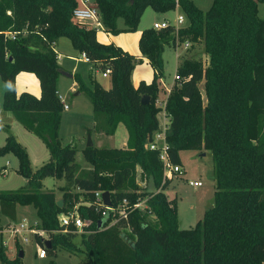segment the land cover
I'll return each mask as SVG.
<instances>
[{"label": "trees", "instance_id": "trees-1", "mask_svg": "<svg viewBox=\"0 0 264 264\" xmlns=\"http://www.w3.org/2000/svg\"><path fill=\"white\" fill-rule=\"evenodd\" d=\"M94 2L104 29L114 35L136 31L149 7L166 13L179 5L187 22L178 30L169 26L142 31L139 48L155 75L151 83L135 86L132 75L140 59L114 43L99 41L96 28L75 23L73 11L80 0H0V77L13 84L19 73H35L42 90L40 98L7 90L3 109L40 137L50 152L49 161L34 171L27 149L7 129L0 156L18 157V172L27 184L1 191L0 211L17 220L19 205L33 206L39 227L50 237L46 248L37 236L47 255L65 248L84 252L90 264H264V18L259 16L264 0H213L207 11L192 0ZM120 18L124 28L118 25ZM61 37H68L89 58L91 86L79 73L74 79L79 90L87 91L95 113L106 114L100 130L114 135L124 124L128 131L123 148L85 147L83 156L91 165L87 171L76 162L77 146L63 145L59 137L64 104L55 44ZM186 41L202 43L206 59L182 60L163 108L158 105L163 54L166 47ZM107 69L110 88L96 77ZM144 95L151 98L147 104L141 101ZM163 110L170 121L166 141L173 164L181 166L183 150H210L213 157L214 204L190 229L180 228L177 199L165 192L173 178H165L160 150L147 147L161 129L158 115ZM47 177L67 183L63 207L57 205L54 191L43 189ZM139 177L149 188L140 185ZM99 190L109 191L114 204L127 198L133 207L146 198L148 209L130 208L128 220L108 226L111 218L104 219L99 228L101 215L94 206L80 204V216L92 224L81 233L75 227L61 232L59 214L75 210L81 201H93ZM78 234L82 246L74 241ZM17 248V255L10 257L0 245L1 264H23L21 246Z\"/></svg>", "mask_w": 264, "mask_h": 264}, {"label": "rangeland", "instance_id": "rangeland-1", "mask_svg": "<svg viewBox=\"0 0 264 264\" xmlns=\"http://www.w3.org/2000/svg\"><path fill=\"white\" fill-rule=\"evenodd\" d=\"M192 1L204 11L209 10L213 3V0ZM155 13L156 11L151 7L147 8L136 31H138L139 28L144 30L148 27H152V14ZM163 14L166 15L164 18L167 19L171 25H177L178 15L185 16V11L178 5L176 8ZM259 16L264 18V2L259 3ZM119 22V25L124 28L125 22L123 18H120ZM186 22L187 21H185L184 24H186ZM136 31H123L121 33L130 32L134 34ZM59 42L61 44L57 46V49L61 54H64L63 57H60L61 64L69 70H74L75 68L76 72H74V74L79 73L87 85L91 86L89 81L91 64L76 59L82 58V53L73 47L68 37H61ZM177 48L178 49L166 47L164 53V78H166L168 82L175 81L174 78L177 74L175 57L177 52L182 55L180 60L190 56L202 60L206 59L204 49L199 43L194 45L192 49H188V52L184 46ZM140 63L141 61H139L137 65ZM69 72V75H71L72 71ZM97 73V79L102 82L105 87H109L110 80L103 77L102 71H98ZM73 82L74 78L65 75V72H61L58 87L70 108L67 110L64 109L63 111L59 137L63 145L73 144L77 146L78 152L76 155V162L80 166L81 171H87L91 169V165L85 160L83 149L87 147L89 136L92 138L96 147L99 145L100 147L114 146L116 148H123L128 139V131L124 124L118 126L113 137L108 136L100 130L99 127L105 125L104 120L106 114L100 113L97 115L87 91L79 90L78 86L72 84ZM0 84L6 86L7 83L0 78ZM201 87L203 89V83H201ZM0 97V113L3 115V119H1L2 124L0 123V125H3V128L0 130V147L5 144L9 133L7 129H10L11 133H13L18 141L27 149L32 161L33 170L35 171L49 161V149L40 137L28 131L21 123L14 119L12 113L2 109L3 96ZM166 98V96L161 94L159 100L161 101ZM162 124L164 126V123ZM180 157L183 172L180 174L177 173L173 177L169 188L165 192L169 198L177 199L180 228L190 229L204 218L206 210L214 204V193L216 190L214 163L210 150H183L180 152ZM18 168L19 159L14 153H7L0 156V192L17 190L26 186L27 179L18 172ZM140 171L139 169V173ZM195 181H199L202 184L200 186L194 185L193 182ZM139 182L143 188H149V184L141 180L140 177ZM43 184L44 190H52L57 194L58 199H62L65 192L64 187L67 185L64 180L47 177L43 180ZM70 191L79 192L80 189L70 187ZM24 220L28 221L30 224L40 221L37 211L33 206H18L16 221L22 222ZM10 221L13 222L14 220H11L0 211V227L5 228L6 224H9ZM127 233L131 235L129 230H127ZM81 239L80 234L74 239L78 246H82ZM1 240L2 236L0 235V241ZM3 240H7V235L3 236ZM20 246L24 251V257L22 258L23 264H90V260L84 252L73 253L65 248H58L55 255H47L46 258H39L37 252L40 246L35 239H31L29 242H23ZM7 252L10 257L16 256V248L13 243L9 244Z\"/></svg>", "mask_w": 264, "mask_h": 264}, {"label": "built area", "instance_id": "built-area-1", "mask_svg": "<svg viewBox=\"0 0 264 264\" xmlns=\"http://www.w3.org/2000/svg\"><path fill=\"white\" fill-rule=\"evenodd\" d=\"M73 21L75 23H79L82 25H89L91 27L96 28L97 30L104 28L103 24L100 20L99 16V9L94 0H80V5L74 9L73 11ZM186 18L183 15H178L177 17V25H171L167 20L155 22L154 28L156 30H161L168 28L169 26H174L177 30L183 26L185 23ZM93 22V23H90ZM12 37L15 38L16 34H12ZM192 45V42L186 41L182 43L180 46H184L186 50H188ZM83 60L86 62H89V58L83 54ZM110 69H107L106 71L102 72L103 77L108 78L110 77ZM176 79L179 78L178 74L175 76ZM60 99L62 100L64 104V109H69V105L67 104L65 97L61 94H59ZM166 100L160 101L158 99V105L161 107H165ZM165 111V110H163ZM169 126L164 125L159 131H157L154 134L153 139L147 144V147L151 150H160L161 153V159L163 161L164 165V175L165 178H173L177 173H182V167L180 165L173 164L168 155V144L166 141V132L168 131ZM194 185L200 186L202 183L199 181L193 182ZM105 191H96L94 193V200L93 201H81L76 206L75 210L68 211V212H62L59 214V223L62 226L61 232H67V230L70 227H75L78 229V232H83L84 228L86 226H89L92 224L91 220L84 219L80 216L77 207L80 204L83 205H92L94 206L96 212L101 215L100 220H108L111 218V221L108 226H111L113 224L118 223L120 220H128L129 219V209L131 208V211L134 209H142L147 210L148 206L146 203V198H140L136 201V203L132 206H130V201L125 198L120 202H114L112 201V206H107L104 203L103 200V193ZM130 230V227H129ZM0 235L2 236V240L0 242V245L4 246L8 249V246L10 243H13V245L16 248V254L18 252L17 246L21 245L23 242H29L31 239H35L36 242L37 236L42 238L43 244L46 240H50V237L48 233L39 227V222H34L30 224L28 221L24 220L22 222H17L14 220L13 222L10 221L9 224H6L5 228L0 227ZM7 235V240H3V236ZM40 249L38 250V257L39 258H46L47 257V251L44 245H41L38 242ZM14 257V256H13ZM1 264V261H0Z\"/></svg>", "mask_w": 264, "mask_h": 264}, {"label": "crops", "instance_id": "crops-1", "mask_svg": "<svg viewBox=\"0 0 264 264\" xmlns=\"http://www.w3.org/2000/svg\"><path fill=\"white\" fill-rule=\"evenodd\" d=\"M165 16H166L165 14L158 13V12H156L155 14H152V19H153L152 27L154 26L155 22L164 21V19H165L164 17ZM165 20H167V19H165ZM90 23H93V22H90ZM119 23H118V25H119ZM140 23H141V21H140ZM119 27L122 28L120 25H119ZM152 27H148V28H152ZM142 31H143V29L139 28V30L136 31L134 34L130 33V32L129 33L127 32V33H119L117 35H114L112 33L107 32L104 28H101V29L97 30V37H98L99 41H101L103 43H114V44L120 46L121 48H123L125 51H128L129 53L137 56L140 59L141 63L138 64L135 67V69L133 71V75H132V80H133V83H134L135 86H138L141 81H145L146 83H151L153 81V78H154V75H155V71H154L153 67L151 66L148 58H146V57H144L142 55V53L140 51V48H139V40H140ZM59 44H61L59 41L55 44V50L59 54V63L61 65V67H62V72H65V75H68L69 77L74 78V75L76 74V73L74 74V72H76L75 68H74V70H69L68 68H65L60 62V57H63L64 54L63 53L61 54L58 51L57 46ZM196 44L197 43H192V45H191V47L189 49H192L194 47V45H196ZM199 44L204 49L203 44L202 43H199ZM175 49H178V48H175ZM186 51L188 52V50H186ZM163 56H164V54H163ZM71 58H74V57H71ZM175 58H176V64H177L176 67L178 68L180 63L182 62V60H180L182 58V55L177 52ZM76 59H79V60H82L83 62H86V61L83 60V54H82V58H76ZM164 61H165V58H164ZM86 63L90 64V62H86ZM69 71H72L71 75H69L70 74ZM108 79L110 80V77H108ZM175 82H176V80L173 81V82H168L166 80V78H164V77L161 78L162 91H161L160 94H162V95L167 97L168 94L170 93L173 85L175 84ZM100 83L103 85L102 82H100ZM72 84L74 86H78L79 87V85L75 81V79H74V82ZM110 86H111V81H109V87H105V86L104 87L105 88H110ZM12 89H15L18 95H20L23 92H29V93L35 95L36 97L40 98L41 94H42L40 80H39V78L37 77V75L35 73H31V72H21V73H19L17 75L15 83H13V84L7 83L6 86L5 85L2 86L0 84V93H1L0 96H3V99H4V93L7 90H12ZM59 94H61L60 90H59ZM164 100L165 99H162L161 101H164ZM0 104H1V97H0ZM2 106H3V101H2ZM0 108H1V106H0ZM161 116H162L163 119L161 118ZM158 117H159V120H160L161 128L163 126L162 123H164V125L166 124V125L169 126L170 121H169V117H168L166 111H161L159 113ZM1 119H3V115L0 113V123H1ZM2 128H3V125H2ZM108 136L113 137L114 135H108ZM126 144H127V141L125 143V146H126ZM98 147H100V146L98 145ZM110 148H116V147L112 146Z\"/></svg>", "mask_w": 264, "mask_h": 264}, {"label": "water", "instance_id": "water-1", "mask_svg": "<svg viewBox=\"0 0 264 264\" xmlns=\"http://www.w3.org/2000/svg\"><path fill=\"white\" fill-rule=\"evenodd\" d=\"M79 93V92H78ZM150 96H148V95H144V96H142V99H141V101H142V103H145V104H147V103H149L150 102ZM2 129V125H0V130ZM94 145V143H93V140H92V138L89 136V138H88V142H87V147H91V146H93ZM103 200H104V203H105V205H107V206H112V201H111V194H110V192L109 191H105L104 193H103ZM57 205L59 206V207H63V205H64V200L63 199H59L58 201H57ZM103 220H99V222H98V227L99 228H101L102 226H103ZM45 245H46V247H50L51 246V241L50 240H47L46 242H45ZM19 257L20 258H23L24 257V252H23V250H21L20 252H19Z\"/></svg>", "mask_w": 264, "mask_h": 264}, {"label": "bare ground", "instance_id": "bare-ground-1", "mask_svg": "<svg viewBox=\"0 0 264 264\" xmlns=\"http://www.w3.org/2000/svg\"><path fill=\"white\" fill-rule=\"evenodd\" d=\"M102 228V227H101ZM47 248V247H46Z\"/></svg>", "mask_w": 264, "mask_h": 264}]
</instances>
